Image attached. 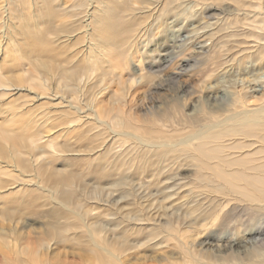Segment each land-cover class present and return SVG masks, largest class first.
Instances as JSON below:
<instances>
[{
	"label": "rangeland",
	"instance_id": "obj_1",
	"mask_svg": "<svg viewBox=\"0 0 264 264\" xmlns=\"http://www.w3.org/2000/svg\"><path fill=\"white\" fill-rule=\"evenodd\" d=\"M260 112L264 0H0V264H264Z\"/></svg>",
	"mask_w": 264,
	"mask_h": 264
},
{
	"label": "bare ground",
	"instance_id": "obj_2",
	"mask_svg": "<svg viewBox=\"0 0 264 264\" xmlns=\"http://www.w3.org/2000/svg\"><path fill=\"white\" fill-rule=\"evenodd\" d=\"M255 91H257V90H254V92ZM249 94L250 93H244V94H240L238 97H237V99H234L233 100V102L230 104V103H227V104H230V105H232L235 109H236V111L238 110V106H242V109H244L246 106H247V103L249 102ZM251 95V94H250ZM229 98V97H228ZM216 99V98H215ZM233 99V98H232ZM217 100V99H216ZM218 101V100H217ZM232 101V100H231ZM216 102V101H215ZM251 113H253V112H251V111H247V110H244V111H242V112H239V113H236L235 115H238V116H236V117H234V115L232 114L231 116H230V119H229V121H232L233 119H240L241 117H243V116H246V115H248V114H251ZM260 115L261 116H264V113L262 112V114H261V112H260ZM221 123V122H220ZM224 123V122H223ZM227 123H228V121H227ZM224 124H226V122L224 123ZM250 125H256V126H258V125H260V122H254V123H252V124H250ZM250 125H249V123H245L243 126H241L240 128H234V127H232V129L230 128V130H225V131H223V132H220V134H216V133H213V134H210V133H207V134H205V136L204 137H206L207 139H209V144L210 145H212V148H210L209 150H210V152H212V151H214V153L215 154H219L220 155V153H224V151L226 150V145L224 144V143H215V141H214V139L216 138L217 140H221L223 137H226V136H228V137H230V136H233V137H237L238 135H241V136H252L251 135V133L248 131V129H249V127H250ZM248 126V127H247ZM247 127V128H246ZM212 130V129H211ZM210 134V135H209ZM216 135H217V137H216ZM254 135V134H253ZM197 145V149H200L201 148V145L200 144H195L194 146H196ZM206 145L207 144H204L202 147L203 148H205L206 147ZM191 146H193V145H191ZM193 146V147H194ZM201 150V149H200ZM227 150H228V148H227ZM226 150V151H227ZM207 150H204L203 152H206ZM225 151V152H226ZM202 152V153H203ZM210 154V153H209ZM213 155V154H212ZM215 156V155H214ZM211 157H213V156H211ZM216 158V157H215ZM208 160V159H207ZM229 160V159H228ZM213 161V160H212ZM234 162H236V161H229V163H231V164H235ZM259 162V161H258ZM209 165V164H208ZM230 165V164H229ZM236 165H239V163H236ZM223 166V165H222ZM239 166H241V165H239ZM260 167H261V165H259ZM220 167V166H219ZM243 167V166H242ZM251 169H256V168H259L258 166H251L250 167ZM239 170V169H238ZM223 171V170H222ZM241 171V170H240ZM239 171V172H240ZM226 172V171H225ZM232 172V171H231ZM243 172V171H242ZM222 173V172H221ZM225 174V173H224ZM244 174V175H243ZM243 174H241V172L240 173H235V174H232L230 177H234V179H237V183H239L240 184V182H241V184L242 183H244V179H247V178H249V176L248 175H246L245 173H243ZM243 176H245V177H243ZM241 177V178H240ZM227 178V177H226ZM225 178V179H226ZM224 179V180H225ZM250 179L252 180V182H251V184H262V181L264 180L262 177H260V176H252V177H250ZM245 183H248L246 180H245ZM239 184L235 187L236 189H239L238 188V186H239ZM252 186V185H251ZM247 191H248V189H246ZM256 191L257 192H254V193H252V194H250V195H254V197L253 198H258V199H262V197H263V193L261 192V191H259L258 189H256ZM244 194H246V193H244ZM248 195V194H247Z\"/></svg>",
	"mask_w": 264,
	"mask_h": 264
}]
</instances>
